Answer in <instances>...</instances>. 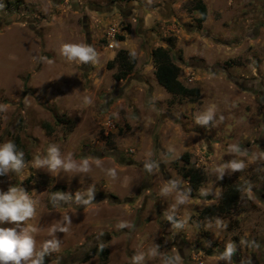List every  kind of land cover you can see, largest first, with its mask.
<instances>
[{
    "label": "rangeland",
    "instance_id": "374dc122",
    "mask_svg": "<svg viewBox=\"0 0 264 264\" xmlns=\"http://www.w3.org/2000/svg\"><path fill=\"white\" fill-rule=\"evenodd\" d=\"M114 25L122 38L111 49ZM66 45L91 59L69 58ZM158 47L198 96L159 85ZM119 50L134 62L128 73ZM8 143L23 167L0 168V194L23 192L34 214L0 228L27 230L31 259L264 264V0H0V147ZM233 188L238 204L220 213ZM48 242L56 247L45 251Z\"/></svg>",
    "mask_w": 264,
    "mask_h": 264
},
{
    "label": "clouds",
    "instance_id": "9594fccd",
    "mask_svg": "<svg viewBox=\"0 0 264 264\" xmlns=\"http://www.w3.org/2000/svg\"><path fill=\"white\" fill-rule=\"evenodd\" d=\"M89 52L90 49L83 46L66 45L64 47V53L69 58L78 57L85 62L91 59ZM22 155L23 153L16 154L14 152V147L11 143L3 145L0 147V168L11 166L19 171L23 167ZM50 164L52 168L62 164L54 148L51 149ZM65 166L70 167L71 165ZM242 167V164H233V168ZM33 214L32 202L23 192H18L17 189L13 188L8 194H0V222L5 220L21 222L32 217ZM34 246V239L27 230L18 235L15 229L0 228V262H3V264L8 261L20 264L21 260H31V264H42L43 252L36 254V259H31L34 255ZM48 247L55 248L56 245L54 242H48L45 245V251ZM231 251L232 249L229 247V255Z\"/></svg>",
    "mask_w": 264,
    "mask_h": 264
},
{
    "label": "trees",
    "instance_id": "16d2710c",
    "mask_svg": "<svg viewBox=\"0 0 264 264\" xmlns=\"http://www.w3.org/2000/svg\"><path fill=\"white\" fill-rule=\"evenodd\" d=\"M195 9L200 15L201 21H204L207 16V9L202 2L195 4ZM122 37L118 36V39ZM153 60L155 65V77L160 86H162L168 93L180 96L183 98H191L199 95V91L196 89H189L185 87L179 80L180 69L173 63L169 55L168 50L162 47L156 48L153 53ZM124 73H128L133 68V60L131 55L125 50H119L114 60ZM184 177L188 179V182L192 186L199 185L203 178L192 169L184 172ZM239 201V192L237 188H233L227 191L223 199L218 206L220 213H229Z\"/></svg>",
    "mask_w": 264,
    "mask_h": 264
},
{
    "label": "built area",
    "instance_id": "2783aa9c",
    "mask_svg": "<svg viewBox=\"0 0 264 264\" xmlns=\"http://www.w3.org/2000/svg\"><path fill=\"white\" fill-rule=\"evenodd\" d=\"M107 35H108V40L111 41L110 48L113 49V47H114V41H116V38H118V36L121 35L120 29L118 28L117 25H114L107 32Z\"/></svg>",
    "mask_w": 264,
    "mask_h": 264
},
{
    "label": "flooded vegetation",
    "instance_id": "af4514ba",
    "mask_svg": "<svg viewBox=\"0 0 264 264\" xmlns=\"http://www.w3.org/2000/svg\"><path fill=\"white\" fill-rule=\"evenodd\" d=\"M136 22H138V21H136Z\"/></svg>",
    "mask_w": 264,
    "mask_h": 264
}]
</instances>
